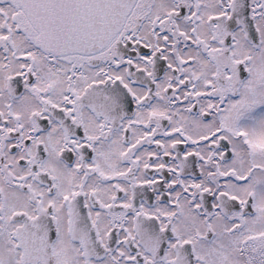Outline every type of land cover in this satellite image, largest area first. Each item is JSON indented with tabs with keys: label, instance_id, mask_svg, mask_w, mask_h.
<instances>
[{
	"label": "snow or ice",
	"instance_id": "snow-or-ice-1",
	"mask_svg": "<svg viewBox=\"0 0 264 264\" xmlns=\"http://www.w3.org/2000/svg\"><path fill=\"white\" fill-rule=\"evenodd\" d=\"M0 264H264V0H0Z\"/></svg>",
	"mask_w": 264,
	"mask_h": 264
}]
</instances>
